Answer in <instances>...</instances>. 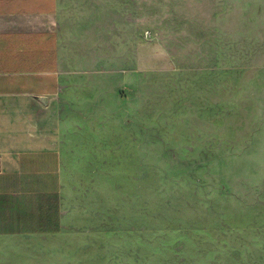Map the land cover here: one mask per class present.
I'll return each instance as SVG.
<instances>
[{
    "label": "rangeland",
    "instance_id": "obj_1",
    "mask_svg": "<svg viewBox=\"0 0 264 264\" xmlns=\"http://www.w3.org/2000/svg\"><path fill=\"white\" fill-rule=\"evenodd\" d=\"M64 229L0 264H264V0H63Z\"/></svg>",
    "mask_w": 264,
    "mask_h": 264
},
{
    "label": "crops",
    "instance_id": "obj_2",
    "mask_svg": "<svg viewBox=\"0 0 264 264\" xmlns=\"http://www.w3.org/2000/svg\"><path fill=\"white\" fill-rule=\"evenodd\" d=\"M63 0H0V236L64 229Z\"/></svg>",
    "mask_w": 264,
    "mask_h": 264
}]
</instances>
